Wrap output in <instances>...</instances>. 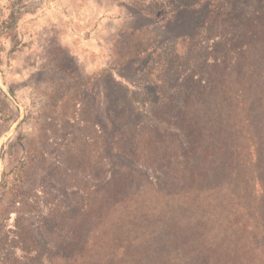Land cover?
I'll list each match as a JSON object with an SVG mask.
<instances>
[{"label":"trees","instance_id":"16d2710c","mask_svg":"<svg viewBox=\"0 0 264 264\" xmlns=\"http://www.w3.org/2000/svg\"><path fill=\"white\" fill-rule=\"evenodd\" d=\"M136 3L87 78L100 163L0 234V264H264V0Z\"/></svg>","mask_w":264,"mask_h":264},{"label":"rangeland","instance_id":"374dc122","mask_svg":"<svg viewBox=\"0 0 264 264\" xmlns=\"http://www.w3.org/2000/svg\"><path fill=\"white\" fill-rule=\"evenodd\" d=\"M136 6V0H0V99L12 108L0 123V188L6 180L0 234H12L16 218L40 213L36 201L53 200L49 191L82 186L88 168L100 163V133L85 122L95 94L87 78L112 67L118 34Z\"/></svg>","mask_w":264,"mask_h":264}]
</instances>
